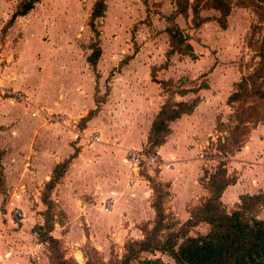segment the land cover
I'll use <instances>...</instances> for the list:
<instances>
[{
    "label": "crops",
    "instance_id": "obj_1",
    "mask_svg": "<svg viewBox=\"0 0 264 264\" xmlns=\"http://www.w3.org/2000/svg\"><path fill=\"white\" fill-rule=\"evenodd\" d=\"M19 4L12 7L8 0H0V14H5L7 18L12 14L6 23L10 41L7 47L12 52V61L4 71H0V75L7 78L10 88L28 100L22 103L0 97V181L4 180L5 174L16 176L18 181L23 180L29 188L44 183L43 204L47 210L42 219L44 223L37 227L44 226L50 219L52 230L49 235L61 243H68V226L75 222L77 214L64 208L62 211L67 224L60 225L61 233H57L55 216L51 213L55 190L64 185L66 191L76 193L82 192L87 184H93L94 187L90 188L95 197L100 192L98 184L103 186L106 178H109L108 192L113 191L106 200L98 197L92 204L81 203L83 212L80 216L92 227L90 235H83L92 244L98 225H118L114 228L116 238H112L117 245L128 236L135 235L136 240L145 236L143 227L148 224L146 214L150 213L147 207L155 213V222L157 213L153 200L147 202L144 195L149 194L147 190L154 191L151 187L154 177L165 170H170L164 173L165 177L177 176L184 186L198 178L200 184L203 182L206 195L203 203L206 202L211 195L207 183L216 170L203 172L204 169L212 171L213 166L220 165L219 158L230 150L226 125L233 112L229 99L238 91L232 93L243 75L227 64L232 61L231 56L222 52L205 54L202 59L188 56L190 59L183 62L181 58H176L171 66L172 57L178 53L168 57V31L164 34V41H144L140 37L125 39L118 32V23L109 18L101 35L94 34L96 31L91 26L93 31L87 28L84 38L78 41L75 36L81 21L76 18L73 22L72 15H78L79 11L73 10L71 4L64 7L69 10L71 20L68 22L67 18L64 38L54 39L57 23L49 0L40 1L27 15L19 16L11 23ZM92 15L93 12L91 19ZM66 25H70L71 29L68 30ZM88 34H92L94 40L90 36L87 38ZM224 41L223 46L229 44ZM96 45L101 55L93 65L90 58ZM182 66L192 70L190 78L186 76L177 80L172 76V70ZM188 79L187 85H183ZM171 80L177 89L184 91L175 93L172 101H198L197 106L179 119L168 122L170 130L163 134L165 142L153 151L170 166L157 169L153 175L141 174V178L130 186L133 170L131 167L126 180L125 164L131 166L127 150L152 152L149 148L152 128L171 95L163 87V82ZM38 107L66 114L78 122L86 134L98 133L100 142L75 141L66 126L47 122L36 113ZM221 143L226 147H221ZM237 151V154L232 152V160L224 163L227 177L234 183L225 190L222 201L227 210L233 211L239 209L242 196L264 194V124L255 126L247 143ZM105 160H109L111 165L102 166L100 163ZM53 179H57V183L50 192L48 204L47 185ZM17 197L20 205L26 208L28 201L23 195L17 194ZM2 198L3 195L0 201ZM110 200H113V207L107 210ZM203 203L194 205V208ZM16 211L21 212L22 217L16 218ZM8 216L14 224L21 222L23 226L22 230L11 233L8 231L10 226L5 223L0 225L4 229L0 231V264H32L25 252L30 250L34 253L43 246L39 231L32 234L33 243L29 246L30 237L27 234L31 225L29 220L24 219V212L14 207ZM148 226L152 228L151 224ZM14 236L25 237L26 241L20 239L17 246L10 247ZM65 258L69 257L66 255Z\"/></svg>",
    "mask_w": 264,
    "mask_h": 264
},
{
    "label": "rangeland",
    "instance_id": "obj_2",
    "mask_svg": "<svg viewBox=\"0 0 264 264\" xmlns=\"http://www.w3.org/2000/svg\"><path fill=\"white\" fill-rule=\"evenodd\" d=\"M97 1L98 0H49L50 7L53 8L52 13L54 15V21L57 23V32L54 35V39L57 37L64 38L63 32L65 31L67 18H69L68 22L71 21L69 10L64 9V7L69 4H71L73 10L79 11L78 15H72L73 22L76 18L81 21V26L78 27V33L75 36L78 41H81V39L84 38L87 28L91 32L93 27L96 31L94 34L101 35V31L105 26L107 18L115 21L116 24L118 23V32L119 34L121 33L125 39H136L140 37V39L144 41L149 39H153V41H164V34L167 29L179 26L190 39L189 42L193 45L195 53H197V55L194 53L196 57L202 59L201 57H204L205 54H217L219 52H222L224 55L229 54L232 61H229L227 64L234 66L238 73L241 72V74H243L241 77L242 80L239 84L243 82V79H248L247 95L242 101L233 104V113L230 121L226 125V128L229 129L228 149L230 150L228 151L235 153L247 143L250 138V133L254 128V122H256H251L252 120H255L254 116L259 115L262 119V122L259 124H264V73L263 77H260L259 79L253 78L263 62L264 0H227V4L231 8V15L228 18L227 28L225 29L220 23L222 12L218 9V4L213 0H190V5L193 7L200 6L201 8L200 15L203 24L199 28L194 25L193 8L189 9L188 14H181L179 6L180 1L178 0H106L107 13L105 12V17L93 20V18L91 19V14ZM8 2L10 6L14 7L16 3H21V0H8ZM181 2L184 4V0ZM11 16L12 14L7 18L5 14H0L1 72L4 71L7 65L12 61V52L10 47H7V44L10 41L8 40V31L6 29V23L10 20ZM74 26L75 25L73 24V28ZM67 28L70 30L71 26L68 25ZM89 36L94 40L95 37H93L92 34H88L87 38ZM168 40L170 41V38H168ZM224 40L229 42L230 45L223 46L225 42ZM169 41L167 44L170 48L168 47L167 51H171V41ZM179 54L180 53L177 55L175 54L176 56L172 57L171 66L174 65L176 58H181L182 62L186 59H190V57H188L189 55ZM184 67L185 66L180 67L181 69H173L171 73L172 76L174 75L177 80H182L186 76L190 78L192 70ZM251 76L253 77L251 78ZM172 80L168 83L163 82L165 83L163 84V87L167 88L171 93L168 101H172V97L175 93L184 92L181 89H177ZM189 80L190 79L184 82L183 85H187ZM237 89L238 84L234 86L232 93ZM259 92H262L263 94H259ZM243 110L247 111V120H252L242 124L239 123L237 119L240 113L243 115L245 114L242 112ZM249 115H252L253 117H249ZM73 144L77 145L76 143ZM100 164L102 166H110L111 162L105 160ZM218 166L219 164L213 166L211 168L212 171L204 169L203 174L205 171L208 173L213 172V170L215 171ZM125 168V178L127 180L128 175L131 172V166L125 164ZM165 171V174L170 172V170ZM164 173L161 175L160 173L156 174L154 177L155 180L151 185L154 191L151 190L150 192L147 190L149 194L144 195L147 202L153 200V204L158 201V192L162 195V202L167 217L166 229L161 235L162 240L171 233L181 232L184 222L190 218V213L195 209L194 205L201 204L206 199L203 182L200 184L198 178L190 180L184 186L182 180L177 176L171 175V177H165ZM26 184L27 183L23 180H16V176L14 175L4 174V180L0 181V196L3 195V202L2 200L0 201V225L5 223L6 226H10L8 231L11 233L12 231L22 230L23 223L15 222L14 224L8 216L14 207L20 208L25 214L24 219L29 220L28 224L31 225L27 234L28 238L30 237V239H28L29 242L27 243L31 246L33 243L31 242L32 236L35 235V231L38 230L37 226L40 223H44L42 219L46 216L47 206L43 204L46 190L44 189V183H38L37 187L32 186V188H29ZM108 184L109 178L104 180L103 186L102 184H98L97 188H99L100 192L97 193L95 197L90 188L91 186L94 187L93 184H87L82 192L76 193L73 191H66L64 185H61L55 190L52 196L55 204L51 213L55 216V223H57L55 230H57V233H61L60 225L67 224L65 222V213L62 211L64 208H69L72 212L77 214L75 222L70 225L71 227L68 226L70 241L68 243H61L65 257L67 255L69 257L67 259H72L77 264H122L125 254L128 253V244L137 241L136 236L132 235L124 238L121 243H118V245L115 244L112 241V238L114 239L115 237L114 228H118V225L116 224H113L112 227L110 225H108V227L98 225L97 231L94 232L95 240L93 244L85 240L83 234L90 235L92 227L88 226L89 224L87 221L80 216L81 212H83L82 204L85 201L92 204L98 197L105 201L111 192H113H108ZM17 194L23 195L24 199L28 201L26 208L20 205ZM12 203H14V205H11ZM147 208L150 213L146 214V223L148 224L145 225V228L149 227L148 225L151 224V229H153L156 223L154 221L155 213L151 211L149 207ZM228 211L232 212L233 209H228ZM260 216L264 217V210H262ZM210 229V225L201 223L196 227L189 229L187 234L190 237H199L208 234ZM2 230L4 229H1L0 227V231ZM112 232H114L113 235ZM144 237L142 239H144ZM36 238L38 237L36 236ZM20 239L26 241L25 237L14 236V239L10 241L9 246H17ZM181 243L182 240H180L178 244ZM96 246L99 247V249H96ZM78 250L81 252H78ZM25 253H27L26 255L28 256L29 261L31 259L32 264H56L48 244L44 243L43 246L39 249L37 248V251L34 253L30 252V250ZM148 259H161L165 263L175 264L173 258L168 253H164V251H158L155 253L145 252L140 256V259L132 261L131 264H140L139 260L144 261Z\"/></svg>",
    "mask_w": 264,
    "mask_h": 264
},
{
    "label": "trees",
    "instance_id": "obj_3",
    "mask_svg": "<svg viewBox=\"0 0 264 264\" xmlns=\"http://www.w3.org/2000/svg\"><path fill=\"white\" fill-rule=\"evenodd\" d=\"M40 1L42 0L22 1L11 23H13L15 18L27 15ZM178 1H180L181 14L186 15L189 9L193 8L194 25L199 28L203 24L200 6L193 7L190 5V0H184V4H182V0ZM213 1L218 4L217 7L222 12L220 23L225 29L227 28L228 18L231 15V8L227 4V0ZM106 8V0H98L93 11V20L103 18ZM167 31L171 41V51L168 52V57L172 54L180 53L196 58L188 36L179 26L169 28ZM100 55L101 50L96 45L90 62L95 65ZM262 58L263 62L260 68L254 77L251 76V78L259 79L263 77L264 52L262 53ZM247 80L243 79V82L238 86V91L230 97V105L233 106V104L242 101L247 95ZM261 93L259 92V94ZM197 102L176 103L168 101L164 105L152 128L150 151L153 152L156 147L161 146L165 142L163 134L168 133L170 130L168 122L179 119L183 114L193 111L197 106ZM242 112L245 114L240 113L238 115L237 121L239 123L243 124L252 120H247V111L243 110ZM249 117L253 116L249 115ZM254 117L255 120L251 122L256 121L254 122L255 127L262 122V119L259 115ZM222 146L226 147V144L221 143ZM56 183L57 179H53L47 185L46 201H48V204H50L48 200L50 192L54 189ZM232 183H234V180L227 177L225 164L221 163L210 176L207 183L211 192L210 198L192 211L191 218L184 223L181 232L171 233L164 240L161 239V235L166 229L167 217L162 202V195L158 192V201L154 203L157 213L155 226L153 229L144 227V239L128 244V253L125 254L122 264H131L132 261L140 259V256L145 252L155 253L158 251L168 253L175 261V264H264V217L260 216L262 210H264V194L242 196L239 209L230 213L222 201V195ZM201 223L210 225L209 233L199 237L188 236L187 232L189 229ZM51 230L50 219L46 220L44 226L38 227L40 239L50 247L54 262L56 264H77L74 260L65 258L61 242L49 235ZM180 240H182V243L178 244ZM139 261L140 264H171L165 263L161 259Z\"/></svg>",
    "mask_w": 264,
    "mask_h": 264
},
{
    "label": "built area",
    "instance_id": "obj_4",
    "mask_svg": "<svg viewBox=\"0 0 264 264\" xmlns=\"http://www.w3.org/2000/svg\"><path fill=\"white\" fill-rule=\"evenodd\" d=\"M0 97L10 98L15 102L27 103L28 101L26 96L20 92H15L9 87L7 78L3 75H0ZM36 110V113L42 115L47 122L66 126L72 132L75 141L85 140L87 143H94L100 142L101 140L98 133L86 134L85 131L82 130L80 124L72 120L66 114L53 113L43 107H38ZM233 157L234 155L232 152H227L221 155L219 160L222 163H225L232 160ZM127 159L130 162L133 170L130 186L133 185L139 178H141V174L146 173L148 175H153L157 169H160L163 166H170L160 154L141 149L127 150ZM112 207L113 200H110L106 206V209L110 210ZM14 216L16 218H20L22 217V214L21 212L16 211Z\"/></svg>",
    "mask_w": 264,
    "mask_h": 264
}]
</instances>
